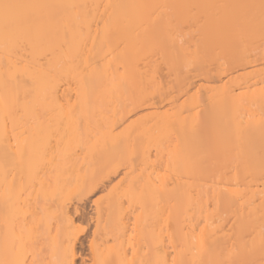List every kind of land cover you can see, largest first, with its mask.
<instances>
[{"label": "bare ground", "instance_id": "6f19581e", "mask_svg": "<svg viewBox=\"0 0 264 264\" xmlns=\"http://www.w3.org/2000/svg\"><path fill=\"white\" fill-rule=\"evenodd\" d=\"M0 264H264V0H0Z\"/></svg>", "mask_w": 264, "mask_h": 264}]
</instances>
